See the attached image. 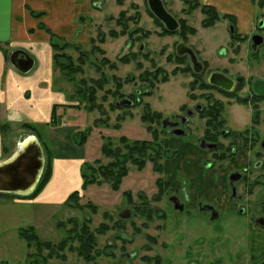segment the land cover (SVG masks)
<instances>
[{
    "label": "rangeland",
    "instance_id": "obj_1",
    "mask_svg": "<svg viewBox=\"0 0 264 264\" xmlns=\"http://www.w3.org/2000/svg\"><path fill=\"white\" fill-rule=\"evenodd\" d=\"M89 1V10L81 16L80 24L81 28L90 31L88 42H59L60 47L70 44L71 48L62 54L71 56L76 65L81 55L86 56L84 74L68 78L57 69V83L69 99L67 108L73 110L71 119L76 126L83 127L79 136L83 134L89 138V159L93 161L83 168V172L87 181L94 184L81 191L80 198L69 204L63 202L51 208L27 203L10 204L9 207L0 205V264H28L31 255L34 264H42L41 252L29 250L27 243L19 237L18 231L23 228L34 229L43 243L57 245L66 241L67 250L63 254L67 260L54 259L48 264H87L76 252L69 251V248L76 250L86 245L81 242L82 235H68L72 229L82 231L87 221H90L88 234L95 242L91 251L87 248L93 258L91 264H231L232 257L235 259L233 255L227 254L222 263L221 253L212 249L215 238L206 218L174 216L169 197L184 199L185 192L188 196L198 191L208 194L211 184L220 176L217 171L207 170L209 153L204 155L198 148L206 125L196 111L198 106L207 107L209 103L202 99L203 91L190 89L197 67L205 65L204 72L198 70L197 74H205L200 80L214 72L231 75L237 89L229 95L232 100L214 96L224 102L222 116L226 118L228 128L240 132L252 121V110L241 105L250 103L252 83L264 80V45L253 49L249 41L232 40L229 22L225 19L212 27L205 26L206 17L196 0H159L179 24L173 32L154 14L149 0ZM194 3L198 6L192 9ZM257 15L259 20L264 19V6L260 7L259 3ZM182 21L187 22L188 30H182ZM190 31H195L196 35L186 33ZM181 46L195 52V62L181 52ZM123 57L130 63L121 64L119 60ZM105 59L115 63L118 69L111 70L103 62ZM186 69L188 73H185ZM114 78L122 82L123 88ZM82 80L87 81V87L92 85L91 81L104 83L97 89L95 101L88 102L79 96L78 90H85L81 87ZM164 80H168L167 83ZM147 105L152 112L161 113L171 122H175L177 116H186L181 113V108L187 105L194 112L186 128L188 136L172 135L171 127L163 129L162 122L153 127L159 134V139H154L148 131L149 125L141 119ZM65 110H57V117ZM1 127L5 128L3 149L8 154L4 152L0 163L10 158L21 141L33 134L18 124ZM38 130V133L46 132L44 126ZM122 138H127L131 144L137 141L149 143L148 154L153 160H147L142 171L128 164V176L116 192L101 175V169L112 163V159L102 154V148L110 143L113 150L123 149ZM162 142H167V146ZM42 145L48 159V148ZM158 156L162 158L157 162L164 168L162 174L155 171L153 163ZM159 180L163 186L168 181L170 188L163 191L158 185ZM2 209H8L9 215ZM148 213L151 218L147 217ZM127 214L130 215L128 218L124 216ZM59 224L64 229H59ZM102 225L109 229L104 235L98 233ZM151 238H155L156 244L150 241ZM46 254L43 252V256ZM157 258L160 263L154 261Z\"/></svg>",
    "mask_w": 264,
    "mask_h": 264
},
{
    "label": "crops",
    "instance_id": "obj_2",
    "mask_svg": "<svg viewBox=\"0 0 264 264\" xmlns=\"http://www.w3.org/2000/svg\"><path fill=\"white\" fill-rule=\"evenodd\" d=\"M197 1L224 16L235 17L241 34L255 31L258 21L255 0ZM89 7V0H0V161L5 156L1 127L5 125L44 126L46 132L40 133L41 140L52 153V177L39 194L29 200L0 195V205L27 203L51 208L63 202L67 204L73 193L82 191L83 168L93 161L89 159V138L80 145L78 137L83 127L79 128L71 119L69 99L58 86L52 43L53 39L58 44L88 42L90 31L80 24ZM19 51L27 53L34 62L27 74L11 60ZM55 106H60L58 110L66 109L56 127L50 126ZM2 210L9 215L8 209ZM253 239L255 243L259 240ZM254 241L252 251L258 248Z\"/></svg>",
    "mask_w": 264,
    "mask_h": 264
},
{
    "label": "flooded vegetation",
    "instance_id": "obj_3",
    "mask_svg": "<svg viewBox=\"0 0 264 264\" xmlns=\"http://www.w3.org/2000/svg\"><path fill=\"white\" fill-rule=\"evenodd\" d=\"M255 2L258 9L257 0ZM225 20L229 22V34L232 40L249 41L253 49L264 45V19H258L255 31L250 34V37L239 32L235 17L228 15ZM255 41L260 42L261 45L256 46ZM180 50L184 55H194L184 46H181ZM202 67H197V73L198 70L204 72L205 65L203 64ZM203 72L195 74L205 77ZM213 74H222L233 81L231 75L225 72L210 73L204 81L209 83ZM192 77L195 81L194 74ZM257 82L264 83V80H256L252 83V99L249 101L250 103L241 105L252 110L251 124L243 131L233 132L228 128L227 120L223 116L213 118L215 125L224 122V126L220 134L213 130L215 133L213 141L208 142L203 140L206 137L207 120L199 117L201 121H204L206 131L198 141V148L204 155L205 152L209 153L207 170H214L220 174L211 184V191L208 194H202L200 191L192 192L190 196L185 192L186 198L184 199L173 195L169 197L174 216L182 215L188 218L203 216L211 224V235L213 239L215 238V242H212V249L214 252L221 253L222 263L228 254L235 257V259L232 257L231 264H264V94L259 95L255 92ZM211 86L214 87L212 96L220 95L226 101L227 99L228 101L232 100L229 95L237 90L235 82L231 91ZM244 87L243 89H245ZM213 101L220 100L214 96ZM220 103L224 104L223 101ZM198 108L196 112L199 114L203 107L198 106ZM191 112L188 108L183 112L186 116L176 118L175 123H179V128L184 132L182 136H188L186 128L189 126V118L194 115H189ZM170 123L172 122L169 121ZM174 199L179 201V210H176ZM124 216L128 218L130 215ZM147 217L151 218L149 213ZM164 219H168V217L164 216ZM164 226L166 227V224ZM234 237H236L235 241L232 240ZM256 237L259 240L255 243L253 238ZM253 241L254 245L258 247L256 251L251 250ZM154 261L160 262L159 259Z\"/></svg>",
    "mask_w": 264,
    "mask_h": 264
},
{
    "label": "trees",
    "instance_id": "obj_4",
    "mask_svg": "<svg viewBox=\"0 0 264 264\" xmlns=\"http://www.w3.org/2000/svg\"><path fill=\"white\" fill-rule=\"evenodd\" d=\"M258 3H259L260 7L264 6V0H259ZM197 6L198 5L195 3L192 4V9H195ZM200 6L201 5L199 4L198 7H200ZM201 9L203 11L204 16L206 17L204 24L207 27H212L219 20L228 18V16H224V15H221L220 13H218L215 8L208 7V6H202ZM37 16H39V14ZM122 16H124V14H122ZM182 30H188L186 21H182ZM189 30H191V29L189 28ZM186 33H190L192 36L196 35L195 31H190V32H186ZM112 35H114L115 37L117 36V34H115V33H112ZM101 42H104V41L102 40ZM52 47L55 51L54 64H55V67L61 72V74H63L65 77H68V78L70 76L76 77V76L84 74V68L83 67L86 65V62L84 61V57L86 58V56L81 55L79 57V59L77 60L78 65H76V63L72 60L71 56H67L66 54L65 55L62 54V52L64 50L71 48L70 44H65L64 47H60L57 40L53 39ZM62 60L64 62L66 60V62L62 63ZM103 62L105 63V65H109L110 69L113 71H116L118 69V67H116L115 63H112L108 59L103 60ZM119 62H121V64H125V65L130 63L126 57L121 58L119 60ZM188 72H189V70L186 69L185 73H188ZM194 76H195V81L190 84V89L192 91H195V89L203 91L204 95L202 96V99L207 100V102L209 103L207 107H203V109L199 112V116L201 119L207 120V132H206V137H204L203 140L211 142V141H213V138H214L213 135H215V133L220 134L221 129L224 126V124H223L224 122H222L218 125H215V122L213 120V118L215 119V118H219L222 116V113L224 112V105L218 101L217 102L213 101L214 96H212L211 92L214 89V87H212L209 83L205 82L204 80H200L201 76L196 75L195 73H194ZM114 80L115 81L117 80L118 85L121 86V88H123L122 82L118 78H114ZM167 81L168 80H164V83H167ZM86 82H87L86 80H82L80 82L81 87L84 86L85 90H83V88H81L82 90H78L79 94H80L79 96H81V98L83 100H86L88 102L89 101L93 102L96 100L97 89L98 88L101 89L103 87L102 85H104V83H101L100 81H94V82L91 81L92 85L90 87H87ZM85 87H87V88H85ZM205 92H207V93L205 94ZM190 99L194 101L195 97L190 96ZM59 108H60V106L54 107L50 126H58L59 125L60 117H57V110ZM145 108H146V112L141 117L142 122L144 124L149 125L148 131L153 135L154 139L158 140L159 134L156 130L153 129V127H154V125H158V124L161 125V123L164 120V117L162 116L161 113L152 112V109L148 105ZM187 109H188L187 105H184L181 108V113L185 112ZM91 112H93V111L91 110ZM22 128L32 131L33 132L32 135L36 136L37 138H39L40 141H42L41 140V134L38 133V131H39L38 128L31 126V125H26V124L22 125ZM2 130H5V128L2 127ZM213 130L214 131L216 130V132L213 133ZM79 137H80L79 138L80 145H84L86 143V141L88 140V137L84 136L83 134L80 135ZM109 142H111V141H109ZM121 142L123 143V146H124L123 149L122 148H116L115 150H113L110 143H108V145L105 144L102 148V154L105 157L112 159V163L109 166H107L106 168L101 169V171H102L101 175L104 178V181L109 183L112 186V189L116 192L120 190V187H121L124 179L128 176V173H129V171L127 169L128 164H132L139 171H142L146 166L147 160L148 161L153 160V158H151V156L148 154V152H150L149 143L137 141V142H133L131 144V143H129L127 138H122ZM162 143H164L165 147L167 146V142H162ZM42 144L46 145L44 142ZM109 145L111 148L109 147ZM4 152H5V154H8L6 152V150H4ZM47 153H48V159H47L46 169H45V172L43 174L41 182L39 183L36 191L30 197H27V198L13 196V195H11V196H13L14 198H17V199H21V200H29V199L35 198L43 190V188L48 184V182L50 181V179L52 177V153L49 149L47 150ZM154 160L156 162L155 163L153 161V163L156 167L155 171L162 174L164 172V168L162 165L158 166V164H157L158 160H162L161 156L156 157V159H154ZM88 165L89 164H86L84 167H87ZM82 175H83V181H84V184L82 186V191H84L90 185H92L94 183L87 181V177L85 176L84 172L82 173ZM166 183L167 184H165L163 186L162 180H159V182H158V185L161 187V189L163 191L165 188H170V183H168V181ZM0 195H3V194H0ZM7 196H10V195H7ZM79 198H80V192L77 191L69 197L67 203L69 204L70 202H74V201H76V199H79ZM139 212H141V211L139 210ZM89 222L90 221H87V224L86 225L84 224L82 231H79L77 229H72V230L68 231V233H69L68 235L76 234L77 237H78V235H79V237L82 235L83 240L81 239V242L86 243V245H84L82 247H78V248H76V250H74L73 248H69V251L76 252L80 258L84 259V261L87 262V264H91V262H93V258L91 257V253L89 251H91L92 248L95 247L94 237L91 234H88ZM58 228L64 229L61 224L58 225ZM99 230L100 231L98 233L100 235H104L109 229H108V226L102 225ZM18 233H19V237L23 241H25V243H27L29 250L36 249L38 251V254L41 252V254H39V256L42 257V264H48V262H50L51 260H54V259L60 260L62 262H65L67 260L66 256L63 254L67 250L66 241L63 240L57 245L52 244V243H43V242H41L39 237L36 235L34 229H24L23 228V229H20L18 231ZM150 241L152 243L156 244L155 238H151ZM87 248H90V250L87 251ZM43 252H46L47 254L45 256H43ZM31 257H32V255L30 257H28V260H29L28 264H34L33 261L31 260Z\"/></svg>",
    "mask_w": 264,
    "mask_h": 264
},
{
    "label": "water",
    "instance_id": "obj_5",
    "mask_svg": "<svg viewBox=\"0 0 264 264\" xmlns=\"http://www.w3.org/2000/svg\"><path fill=\"white\" fill-rule=\"evenodd\" d=\"M154 14L165 24L169 31H176L179 27L175 21L163 8L159 0H149ZM255 45H261L255 41ZM18 59V60H16ZM13 64L24 74L29 73L33 68V60L30 56L19 51L11 57ZM210 84L227 91H231L234 82L222 74H213L209 80ZM264 83L255 84V92L264 94ZM131 105L130 102H126ZM125 104V102H124ZM193 115V113H189ZM178 119V118H177ZM164 128L170 126L174 136H182L184 132L179 128V123H170L169 120L163 122ZM45 167V154L42 145L36 137L25 139L18 146L15 153L7 160L0 163V194L29 197L38 187ZM176 210H179L178 200L174 199Z\"/></svg>",
    "mask_w": 264,
    "mask_h": 264
}]
</instances>
